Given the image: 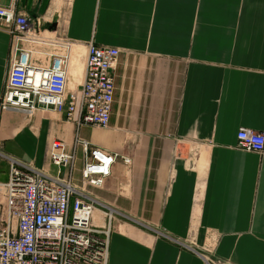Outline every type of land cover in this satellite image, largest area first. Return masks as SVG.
I'll use <instances>...</instances> for the list:
<instances>
[{
  "label": "crops",
  "instance_id": "0c3cea01",
  "mask_svg": "<svg viewBox=\"0 0 264 264\" xmlns=\"http://www.w3.org/2000/svg\"><path fill=\"white\" fill-rule=\"evenodd\" d=\"M0 4L49 40L34 53L24 44L33 65L50 66L65 44L84 52V67L92 42L120 50L108 127L52 109L28 117L1 108L13 37L0 27V183L9 158L69 180L72 201L95 202L96 226L112 217L108 264H264V152L237 138L264 133V0ZM55 140L74 154L72 166L48 158ZM84 141L117 155L102 186L83 177Z\"/></svg>",
  "mask_w": 264,
  "mask_h": 264
},
{
  "label": "built area",
  "instance_id": "2783aa9c",
  "mask_svg": "<svg viewBox=\"0 0 264 264\" xmlns=\"http://www.w3.org/2000/svg\"><path fill=\"white\" fill-rule=\"evenodd\" d=\"M0 27L13 37L11 68L1 100L3 111L19 110L32 117L41 108L52 109L65 112L70 120L78 113L79 124L108 127L118 48L90 43L82 83L73 87L67 55L55 57L50 66L31 63L23 49L34 36L29 17L18 14L14 5L0 4ZM237 138L238 147L264 152L263 132L241 129ZM82 145L87 155L83 177L91 185L102 186L117 155L86 141ZM0 155L6 157L1 149ZM47 156L58 167L73 165L74 154L61 140L51 143ZM9 159V180L0 183V264H108L112 217L107 225L96 226L95 202L81 198L72 201L74 188L69 180Z\"/></svg>",
  "mask_w": 264,
  "mask_h": 264
},
{
  "label": "bare ground",
  "instance_id": "6f19581e",
  "mask_svg": "<svg viewBox=\"0 0 264 264\" xmlns=\"http://www.w3.org/2000/svg\"><path fill=\"white\" fill-rule=\"evenodd\" d=\"M34 36H31L30 41L28 42L29 47L31 46V49H28L29 51L34 53V49L36 47L34 45H48L50 42L46 38H41L36 36L37 34H33ZM75 46L72 45L70 47H64L66 50V55L68 56L69 66H70V73L76 78V82H73L72 86L75 87L77 83H79L82 79L83 75V68H82V62L83 57L78 54V52H75ZM41 50V49H39ZM42 52L39 53L43 55L46 53V51L41 50ZM44 52V53H43ZM64 54V53H63ZM46 56V54H44Z\"/></svg>",
  "mask_w": 264,
  "mask_h": 264
},
{
  "label": "rangeland",
  "instance_id": "374dc122",
  "mask_svg": "<svg viewBox=\"0 0 264 264\" xmlns=\"http://www.w3.org/2000/svg\"><path fill=\"white\" fill-rule=\"evenodd\" d=\"M75 48V52H78L79 55H81L82 57L84 56V52L81 51V49L77 46L74 47ZM57 53H60L61 55H66V50L65 49H58ZM64 53V54H63ZM82 68H84V63L82 62ZM72 74V73H71Z\"/></svg>",
  "mask_w": 264,
  "mask_h": 264
},
{
  "label": "water",
  "instance_id": "95a60500",
  "mask_svg": "<svg viewBox=\"0 0 264 264\" xmlns=\"http://www.w3.org/2000/svg\"><path fill=\"white\" fill-rule=\"evenodd\" d=\"M55 25H53V27H54ZM24 59H25V56H24ZM56 64H58V62H56Z\"/></svg>",
  "mask_w": 264,
  "mask_h": 264
}]
</instances>
